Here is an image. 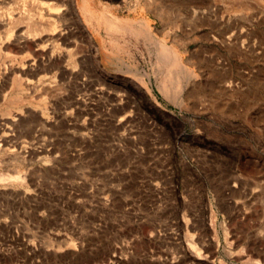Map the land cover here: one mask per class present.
<instances>
[{"label":"rangeland","instance_id":"obj_1","mask_svg":"<svg viewBox=\"0 0 264 264\" xmlns=\"http://www.w3.org/2000/svg\"><path fill=\"white\" fill-rule=\"evenodd\" d=\"M0 264H264V0H0Z\"/></svg>","mask_w":264,"mask_h":264},{"label":"bare ground","instance_id":"obj_2","mask_svg":"<svg viewBox=\"0 0 264 264\" xmlns=\"http://www.w3.org/2000/svg\"><path fill=\"white\" fill-rule=\"evenodd\" d=\"M52 25H54V24H52ZM111 25H112V24H111ZM109 26H110V25H109ZM51 27H53V26H50V28H51ZM111 27H112V26H111ZM109 28H110V27H109ZM54 29H56V28L54 27ZM54 29H53V31H54ZM164 49H165V47H164ZM168 55H169V54H168ZM180 62H181V61H180Z\"/></svg>","mask_w":264,"mask_h":264}]
</instances>
